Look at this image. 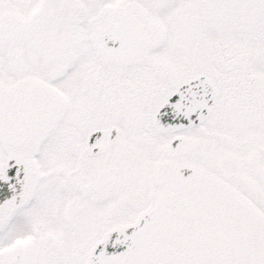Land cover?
<instances>
[{"label": "snow or ice", "instance_id": "snow-or-ice-1", "mask_svg": "<svg viewBox=\"0 0 264 264\" xmlns=\"http://www.w3.org/2000/svg\"><path fill=\"white\" fill-rule=\"evenodd\" d=\"M0 264H264V0H0Z\"/></svg>", "mask_w": 264, "mask_h": 264}]
</instances>
